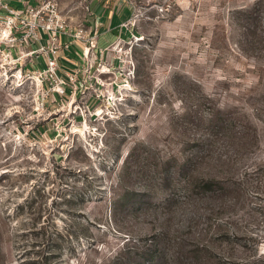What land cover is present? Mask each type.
I'll return each instance as SVG.
<instances>
[{"label": "rangeland", "instance_id": "1", "mask_svg": "<svg viewBox=\"0 0 264 264\" xmlns=\"http://www.w3.org/2000/svg\"><path fill=\"white\" fill-rule=\"evenodd\" d=\"M53 1L64 90L0 81V264H264V0Z\"/></svg>", "mask_w": 264, "mask_h": 264}, {"label": "built area", "instance_id": "2", "mask_svg": "<svg viewBox=\"0 0 264 264\" xmlns=\"http://www.w3.org/2000/svg\"><path fill=\"white\" fill-rule=\"evenodd\" d=\"M66 35L67 24L53 0H0V81L20 80L26 75L41 85L54 80L63 91L65 81L57 75V52L60 46L68 48L69 43L60 40ZM40 57L43 69L34 75Z\"/></svg>", "mask_w": 264, "mask_h": 264}, {"label": "crops", "instance_id": "3", "mask_svg": "<svg viewBox=\"0 0 264 264\" xmlns=\"http://www.w3.org/2000/svg\"><path fill=\"white\" fill-rule=\"evenodd\" d=\"M123 0H84L89 10L90 28L96 31H110L119 26L125 19L127 7L121 2Z\"/></svg>", "mask_w": 264, "mask_h": 264}]
</instances>
